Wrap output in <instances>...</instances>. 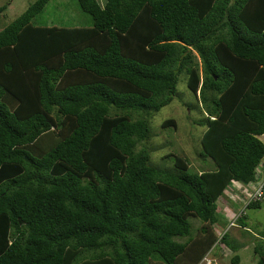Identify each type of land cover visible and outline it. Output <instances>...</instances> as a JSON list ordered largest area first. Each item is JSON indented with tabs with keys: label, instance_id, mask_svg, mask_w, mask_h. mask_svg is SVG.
Instances as JSON below:
<instances>
[{
	"label": "trees",
	"instance_id": "obj_1",
	"mask_svg": "<svg viewBox=\"0 0 264 264\" xmlns=\"http://www.w3.org/2000/svg\"><path fill=\"white\" fill-rule=\"evenodd\" d=\"M47 1L0 28V264H194L217 242L236 249L212 224L228 185L264 172V0H76L89 25L33 23ZM183 75L212 169L169 151L153 165L144 148Z\"/></svg>",
	"mask_w": 264,
	"mask_h": 264
},
{
	"label": "rangeland",
	"instance_id": "obj_2",
	"mask_svg": "<svg viewBox=\"0 0 264 264\" xmlns=\"http://www.w3.org/2000/svg\"><path fill=\"white\" fill-rule=\"evenodd\" d=\"M6 1L8 0H0V4ZM29 1L31 0H12L11 3L6 4L0 12V28L20 13ZM97 1L101 3L103 0ZM31 19L35 24L89 25L91 23L89 14L79 8L76 0H48L41 11L33 15ZM176 91L177 94L168 103L153 112L149 118L151 135L143 143L146 145L144 148L148 152L149 163L170 166L171 161L164 156L165 152L169 151L183 157L192 170L212 169L214 163L211 158L200 154L199 136L206 124L205 122H203L204 124L195 122L198 119H205L204 108L198 97L196 95L194 97L185 86L184 75L180 76L176 82ZM167 117H173L174 124L162 126L161 122ZM260 137L264 141V133ZM138 146L140 145L137 144ZM261 161H264V157L261 158ZM263 176L264 172L260 174L256 172L255 179H260ZM255 182L256 180L246 184L245 188L243 186L236 188V191H232L234 193L227 191V197L225 196L227 208L222 204L224 199L216 200L218 204L217 221L212 224L214 232L217 231L219 237L220 233L218 234V232L226 231L227 238L231 243L237 244V248L232 249L223 242H217L204 253L207 258H202L203 255L194 264H234L231 262L233 253L239 257L235 264H255L252 246L256 240L253 235H256V232L264 227V189L258 207L244 206L248 195L245 189L251 191ZM230 186L235 187L232 184ZM225 190H229V187ZM224 195L223 192L220 196L224 198ZM229 195L235 196V203H230ZM241 213L244 214V227L237 219ZM226 217H229L227 221L224 220ZM229 220L233 222L232 225L229 224ZM191 222L192 233L195 235L197 232L195 227L200 224V221L192 217ZM242 229L246 230L242 232Z\"/></svg>",
	"mask_w": 264,
	"mask_h": 264
},
{
	"label": "built area",
	"instance_id": "obj_3",
	"mask_svg": "<svg viewBox=\"0 0 264 264\" xmlns=\"http://www.w3.org/2000/svg\"><path fill=\"white\" fill-rule=\"evenodd\" d=\"M256 184L255 185H253V191L249 194L248 193V196L250 195L251 197H255V196H259L260 194H261V187H262V185L264 184V176L262 177V178H260V179H256V182H255ZM231 198H232V196L231 195H229ZM229 224L230 225H232L233 224V222L232 221H230L229 220ZM221 234V233H223V232H218V234ZM219 234V235H220ZM202 258H207L205 255L202 257Z\"/></svg>",
	"mask_w": 264,
	"mask_h": 264
},
{
	"label": "crops",
	"instance_id": "obj_4",
	"mask_svg": "<svg viewBox=\"0 0 264 264\" xmlns=\"http://www.w3.org/2000/svg\"><path fill=\"white\" fill-rule=\"evenodd\" d=\"M228 187H229V190H225V191H224V194H225V195L223 196L224 198H222L221 196H219V197L217 198V200L220 199V198H221V199H224V200H223L224 202H223L222 204H223L225 207L227 206V204H226V203H227V200H226L227 195H226V193H227V191H229L230 193H232L231 191H233L232 189H231V191H230V185H229ZM234 191H236V190L234 189ZM233 193H234V192H233ZM235 194H236V193H235ZM225 196H226V197H225ZM232 198H233V199H232ZM232 198H228V199L230 200V203H231V204L235 203V202H234V201H235V196L232 197ZM236 203H237V202H236ZM221 207H222V206H221ZM226 208H227V207H226ZM228 219H229V217H226L224 220L227 221Z\"/></svg>",
	"mask_w": 264,
	"mask_h": 264
},
{
	"label": "clouds",
	"instance_id": "obj_5",
	"mask_svg": "<svg viewBox=\"0 0 264 264\" xmlns=\"http://www.w3.org/2000/svg\"><path fill=\"white\" fill-rule=\"evenodd\" d=\"M231 198V197H230ZM216 233H217V231H216Z\"/></svg>",
	"mask_w": 264,
	"mask_h": 264
}]
</instances>
